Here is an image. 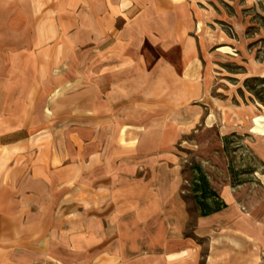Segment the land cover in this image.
<instances>
[{"label":"crops","instance_id":"crops-1","mask_svg":"<svg viewBox=\"0 0 264 264\" xmlns=\"http://www.w3.org/2000/svg\"><path fill=\"white\" fill-rule=\"evenodd\" d=\"M14 6L39 11L4 14L3 25L41 24L48 7L50 32L33 40L51 42L0 47V264H264L259 238L212 223L223 212L186 235L174 149L205 116L211 13L192 0L2 2ZM111 38L119 47L100 46ZM77 40L82 54L111 56L96 69L113 73L80 93L68 63ZM157 54L161 79L149 90Z\"/></svg>","mask_w":264,"mask_h":264},{"label":"rangeland","instance_id":"rangeland-1","mask_svg":"<svg viewBox=\"0 0 264 264\" xmlns=\"http://www.w3.org/2000/svg\"><path fill=\"white\" fill-rule=\"evenodd\" d=\"M192 1L199 9L211 13L206 28L214 36L215 44L205 56L213 86L200 103L205 110L202 125L179 140L174 149L181 156L184 178L181 194L188 213L186 235L194 236L195 228L203 224L202 209L192 191L193 180L198 172H203L210 188L220 196V212H223L214 216L212 223L241 225L240 228L259 238L264 248V135L255 130L257 121L264 124V0ZM2 2L0 0V47L8 44L11 51H32L37 43L50 45L48 39L33 40L35 35L40 36L42 29L45 34L50 32L48 7L40 9L38 19L45 20L41 24H33L27 18L26 23L3 25L4 14L17 16L22 12L26 17L39 10L3 8ZM6 26H10L9 34L3 38L1 33ZM39 26V33L35 34ZM19 27L24 28L23 33L18 32ZM103 41L100 46L104 48L119 47L114 38ZM82 43V40L73 41L76 52L68 62L73 66L74 93H80L86 83L113 78L112 72L104 74L96 69L104 58L112 57L82 54ZM92 44L90 46L98 47V43ZM162 67L161 56L149 55V90L159 83ZM195 239L206 250V239L197 236Z\"/></svg>","mask_w":264,"mask_h":264},{"label":"trees","instance_id":"trees-1","mask_svg":"<svg viewBox=\"0 0 264 264\" xmlns=\"http://www.w3.org/2000/svg\"><path fill=\"white\" fill-rule=\"evenodd\" d=\"M200 171L202 170L200 169ZM198 174V177L193 180L194 185L192 191L195 195L197 204L202 209V215L208 216L213 213L220 212L222 210L221 206H219L220 196L215 190L210 188V184L205 173L198 172ZM210 200L212 202H210Z\"/></svg>","mask_w":264,"mask_h":264},{"label":"bare ground","instance_id":"bare-ground-1","mask_svg":"<svg viewBox=\"0 0 264 264\" xmlns=\"http://www.w3.org/2000/svg\"><path fill=\"white\" fill-rule=\"evenodd\" d=\"M161 49H162V48H161ZM255 130H256L258 133L264 135V124L262 123V121H257V126L255 127ZM159 133H160L161 136H163V132H162V130H160Z\"/></svg>","mask_w":264,"mask_h":264}]
</instances>
